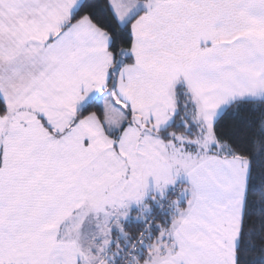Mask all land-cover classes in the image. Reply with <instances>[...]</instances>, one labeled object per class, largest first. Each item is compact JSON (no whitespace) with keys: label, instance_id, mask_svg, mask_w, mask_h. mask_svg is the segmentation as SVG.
I'll return each instance as SVG.
<instances>
[{"label":"snow or ice","instance_id":"1","mask_svg":"<svg viewBox=\"0 0 264 264\" xmlns=\"http://www.w3.org/2000/svg\"><path fill=\"white\" fill-rule=\"evenodd\" d=\"M0 264H264V0H0Z\"/></svg>","mask_w":264,"mask_h":264}]
</instances>
